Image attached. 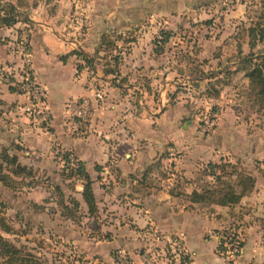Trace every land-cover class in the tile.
<instances>
[{"label": "rangeland", "instance_id": "374dc122", "mask_svg": "<svg viewBox=\"0 0 264 264\" xmlns=\"http://www.w3.org/2000/svg\"><path fill=\"white\" fill-rule=\"evenodd\" d=\"M7 1L27 11L18 16L19 21L29 23L26 18L29 13H37L35 10L41 14L40 19L52 17L58 32L74 43L71 46L88 50V59L97 64L101 75L126 90L132 89L135 96L139 97L144 89L158 100L159 90L163 85L167 87L166 104H179L178 111L184 112L179 123L183 141L177 147L171 143L164 146L154 158L153 167L145 173L150 188L177 192L202 189L214 182L207 168L210 162H231L256 177L254 189L235 210L216 215L219 209L203 206L213 217L225 216L227 225L219 231L232 227L233 233L238 232L251 253L250 264H264V103L255 98L246 77L252 63L242 62L248 56L254 57L255 62L262 60L264 41L255 39V35L259 27H264V0H213L210 11L200 9L204 5L198 0H0V5ZM163 3L175 11L172 17H160ZM26 23L18 25L21 37L18 35L15 42L19 55L22 42L30 50V27ZM163 31L172 36L164 51L156 54L155 42L162 38ZM138 39L141 52L147 54L149 48L152 59L145 66L123 70L121 65ZM26 115L48 128L49 119L42 121V115ZM31 120L29 123L34 124ZM9 122L3 116L0 123L7 127ZM0 144V152L7 148L11 155L12 146L23 149L10 142ZM64 152L57 150L64 183L59 186L65 194L64 201L70 205L69 212L63 209L61 197L54 189L57 183L45 178L46 174L35 172L33 178L14 176L9 172L14 167L1 162L14 187L0 182V217L12 228L6 232L0 226V233L22 250L24 264H191L183 255L189 253L183 237L173 235L166 239L155 226L142 232L149 245L132 250L131 255L125 248L108 245L109 241L104 243L106 235L99 233L100 227L87 219L89 215L81 206L76 208L71 202L81 198V181L63 176ZM39 191L46 197H39ZM117 218L116 212H111L100 224H113ZM212 235L218 246L221 235L211 231L206 236ZM244 249L239 256L229 249L227 262L239 261ZM23 263L19 260L13 264ZM0 264L12 262L0 254Z\"/></svg>", "mask_w": 264, "mask_h": 264}, {"label": "crops", "instance_id": "0c3cea01", "mask_svg": "<svg viewBox=\"0 0 264 264\" xmlns=\"http://www.w3.org/2000/svg\"><path fill=\"white\" fill-rule=\"evenodd\" d=\"M198 1L204 5L200 9L210 11L209 5L213 0ZM35 12L32 15L29 13V23L18 21L10 27L0 26V68L6 73L5 77L0 76V122L3 116L11 121L7 127L0 123V143L6 145L10 142L23 148L18 150L12 146L10 151L18 156L22 165L46 174L45 178L57 185L64 184L60 175L61 157H58L57 150L69 152L70 157L83 161L94 181L97 215L102 218L89 215L81 194L82 182L78 201L84 214L89 215L87 219L100 227L99 233L106 235L104 243L109 241L108 245L125 248L131 255L132 250L149 245L142 232L148 226H155L166 239L173 235L183 237L189 250L187 262L191 264H250L251 253L247 244L239 261L229 263L225 256L218 253L216 237L206 236L211 231L219 233L228 222L221 211L235 210L237 205L212 206L214 211L219 209L216 215L223 214L218 219L211 212H205V206L193 205L182 196L200 188L177 192L171 188L154 189L148 185L149 178L145 177V173L153 167L154 158L160 155L164 146L171 143L177 147L183 141L179 123L184 112L179 110V113V104H166L167 87L163 85L159 90L158 100L144 89H141L139 97L135 96L132 89L126 90L112 78L101 75L95 62L89 65L86 60L88 50L71 46L74 43L58 32L52 17L40 19L41 14L38 10ZM159 12L160 17L166 19L169 15L172 17L175 11L163 3ZM24 22L30 27L31 74L45 89L44 108L50 114L46 123L48 128L26 115L28 113L24 109L29 104V98L15 83L19 77L18 69L22 66L15 41L21 35L17 31L18 25ZM139 43L138 39L132 46V52L121 65L123 70L145 66L152 59L150 49H147V54L141 52ZM11 87L17 90L13 91ZM96 90L103 93L102 100H96ZM82 98L90 99L93 115L81 133H74L69 128V105ZM30 120L34 124H30ZM98 166L102 171H97ZM184 175L187 177L186 172ZM105 184L106 187L103 186ZM39 195L46 197L40 191ZM34 201H37L36 198ZM111 212L118 215L113 224L112 221L107 226L100 224ZM80 239L82 242L83 238Z\"/></svg>", "mask_w": 264, "mask_h": 264}, {"label": "trees", "instance_id": "16d2710c", "mask_svg": "<svg viewBox=\"0 0 264 264\" xmlns=\"http://www.w3.org/2000/svg\"><path fill=\"white\" fill-rule=\"evenodd\" d=\"M25 14L20 12L18 6L13 2L7 1L3 5H0V26H13L19 21V15ZM26 20H28L26 18ZM255 31V28L251 30ZM162 38H158L155 42V53L161 54L164 51V46L167 44L172 36V33L169 31L161 32ZM259 41H264V27H259L257 34L255 35ZM161 43V44H159ZM78 54H81L77 51ZM261 61H253L254 57H245L243 58V63H252L253 68L249 70L246 74V77L249 79L253 90L255 91L254 96L258 101L264 103V50L260 54ZM66 61L65 58H63ZM88 64L91 65L92 61L86 59ZM110 73V72H105ZM11 90L16 91L17 89L11 87ZM19 91V90H18ZM20 92V91H19ZM63 160L65 163L63 176L67 179H77L82 182L83 189L81 191L84 202L88 207L89 215L95 217L98 213V205L95 198L93 184L89 172L86 169V165L83 161H72L69 152H64ZM14 167L12 173L14 176H24L31 177L35 176V171L31 167L20 164L18 156L11 155L9 150L6 148L0 152V182L6 187H14L9 172H4V165ZM209 169V175L213 177L214 182L212 184H206L201 190H194L191 193H183L182 196L193 205H207V206H227L235 207L238 205L245 195L254 189L256 185V177L245 170H241L237 164L231 162H210L207 165ZM97 171H102L100 166L97 167ZM217 171H221L219 174ZM67 173V174H66ZM54 189L59 193L62 201V207L65 210L70 211V205L67 204L65 199V194L62 188L59 185H55ZM172 195L173 192H171ZM73 205L78 208L80 202L76 199H71ZM0 226L6 232H11L12 228L5 222L4 218L0 217ZM232 227L225 228L219 231L221 235V240L218 246V253L222 256H226L227 252L230 250L235 251V255L239 256L241 250L244 248L245 242L240 240L238 237V232L235 231L234 235L231 231ZM235 243H238V246L235 248ZM20 250L16 245L7 241L0 233V254L3 259H7L9 263H16L17 261L23 263L25 260L21 261ZM185 261H189L188 256L185 257ZM229 263H232L233 260H229ZM24 264V263H23Z\"/></svg>", "mask_w": 264, "mask_h": 264}, {"label": "built area", "instance_id": "2783aa9c", "mask_svg": "<svg viewBox=\"0 0 264 264\" xmlns=\"http://www.w3.org/2000/svg\"><path fill=\"white\" fill-rule=\"evenodd\" d=\"M21 49V67L18 69L19 77L16 84L19 85L28 96L30 104L25 108L28 114L42 115V121H48L50 114L45 112L44 99L45 89L38 84L31 74V52L28 44L23 42L19 45ZM5 70L0 68V76L5 77ZM96 100H102L103 93L100 90L95 92ZM93 105L89 98H82L69 105V128L74 133H81L87 127L92 118ZM234 235V233H232ZM234 245H238L235 243ZM185 257L187 254H183Z\"/></svg>", "mask_w": 264, "mask_h": 264}]
</instances>
